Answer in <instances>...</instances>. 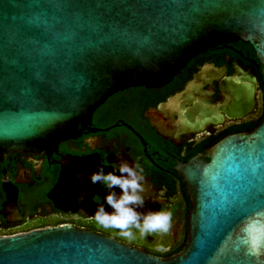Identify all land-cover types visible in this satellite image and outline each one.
Segmentation results:
<instances>
[{"label":"water","instance_id":"1","mask_svg":"<svg viewBox=\"0 0 264 264\" xmlns=\"http://www.w3.org/2000/svg\"><path fill=\"white\" fill-rule=\"evenodd\" d=\"M237 40L255 48L264 83V0H0V162L11 153L57 154L61 142L96 131L92 114L113 93L164 85L196 54ZM235 86L230 117L252 105V91L246 97ZM191 87L169 101L180 104L181 132L208 122L201 102L185 106ZM57 162L48 197L88 216L99 154ZM176 162L189 200L180 251L161 256L62 223L0 236V264H264V114L250 131ZM3 187L5 209L16 213L7 176Z\"/></svg>","mask_w":264,"mask_h":264},{"label":"flooded vegetation","instance_id":"2","mask_svg":"<svg viewBox=\"0 0 264 264\" xmlns=\"http://www.w3.org/2000/svg\"><path fill=\"white\" fill-rule=\"evenodd\" d=\"M227 79H234L235 85L245 87L243 96H249L252 91V105L244 115L230 117L228 114L236 86L226 83ZM191 81L192 102H186L185 106L193 108L201 102L209 108L206 110L208 122L201 130L181 132L178 124L180 104L172 105L169 101L184 91ZM221 83H224L222 88ZM263 114L262 65L255 48L240 40L210 47L193 56L164 85L152 88L132 86L113 93L92 114L90 127L96 131L84 130L77 138L61 142L57 154L6 155L0 162V236L69 223L161 255L157 250L101 228L91 215L84 217L77 212L56 208L48 192L57 180L60 156L98 153L100 161L103 157L117 164L122 159L130 164L139 163L146 177L145 207L139 211L167 209L173 213L180 205L181 179L175 170L176 161H187L200 152L193 153L194 150L214 137L250 131L261 121ZM105 170L112 169L106 167ZM6 176L16 189V213L5 209L8 193L3 182ZM105 195L106 190L99 185L90 214L95 210L96 198L103 202Z\"/></svg>","mask_w":264,"mask_h":264},{"label":"clouds","instance_id":"3","mask_svg":"<svg viewBox=\"0 0 264 264\" xmlns=\"http://www.w3.org/2000/svg\"><path fill=\"white\" fill-rule=\"evenodd\" d=\"M110 167L111 171H106ZM92 184H99L106 195L103 202L97 197L95 210L89 214L103 229L117 230L122 238L134 240L137 234L146 238L153 233H167L172 226V212L167 209L149 210L145 207L143 193L146 177L139 163L130 164L121 160L119 164L101 159L94 172L88 175ZM119 189V191H117Z\"/></svg>","mask_w":264,"mask_h":264},{"label":"rangeland","instance_id":"4","mask_svg":"<svg viewBox=\"0 0 264 264\" xmlns=\"http://www.w3.org/2000/svg\"><path fill=\"white\" fill-rule=\"evenodd\" d=\"M184 228L183 220V205H179L178 208L172 213V226L167 233H153L146 238H140L137 234V238L129 240L135 242L141 246L152 248L153 250H168L174 243L177 242L179 236L182 234ZM114 234L121 237L117 230H111ZM125 239V238H124Z\"/></svg>","mask_w":264,"mask_h":264},{"label":"trees","instance_id":"5","mask_svg":"<svg viewBox=\"0 0 264 264\" xmlns=\"http://www.w3.org/2000/svg\"><path fill=\"white\" fill-rule=\"evenodd\" d=\"M220 136L210 139L208 142H206L205 144L201 145L196 150H194L193 153H195L196 151H202L207 144L213 143L218 138H220ZM179 194H180V205H183V220H184L183 232L179 236L177 242L174 243L168 250L166 251L157 250L158 253H160L162 256H169L171 254H174L180 251L183 248L185 241H186V227H187L186 215H187V209L189 208V200L186 195L185 187L182 181L180 182Z\"/></svg>","mask_w":264,"mask_h":264}]
</instances>
